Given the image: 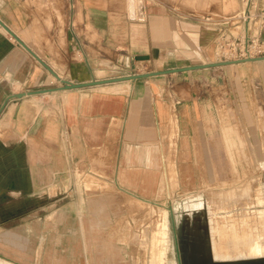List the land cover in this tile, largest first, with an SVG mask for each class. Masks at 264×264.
Wrapping results in <instances>:
<instances>
[{"label": "crops", "instance_id": "crops-1", "mask_svg": "<svg viewBox=\"0 0 264 264\" xmlns=\"http://www.w3.org/2000/svg\"><path fill=\"white\" fill-rule=\"evenodd\" d=\"M70 1L74 10L66 20L71 25L61 35L58 28L32 26L23 0H0V19L56 74L74 83L216 63L221 35L243 32L248 26L264 32V0ZM245 11L251 13L249 24L241 19ZM140 57L148 60H137ZM135 61L149 64L144 69L156 68L138 72L129 67ZM122 64L124 68L119 67ZM117 72L120 75H113ZM56 82L0 27V264H12L4 254L6 240L20 250L16 245L20 233L6 236V227L15 231L20 226L22 210L36 206L29 201L33 195L53 188L67 193L83 172L136 196L139 191L130 179L158 172L170 156L172 142L178 161L193 160L197 139L207 130L206 119L221 104L236 129H264V61L27 95L7 102L15 94L60 87ZM45 222L56 226L57 232L28 237L29 242L42 243L35 250V261L42 257L46 242L79 237L59 233L68 225L66 219ZM57 247L50 253L60 251V257H68L65 264H76L68 248ZM13 262L22 264L17 259Z\"/></svg>", "mask_w": 264, "mask_h": 264}, {"label": "rangeland", "instance_id": "rangeland-1", "mask_svg": "<svg viewBox=\"0 0 264 264\" xmlns=\"http://www.w3.org/2000/svg\"><path fill=\"white\" fill-rule=\"evenodd\" d=\"M23 1L29 6L35 28L46 26L49 31L58 28L61 35L71 25L66 20L71 15V1ZM78 19H82L80 10ZM59 39L64 48L61 36ZM144 64L147 63L135 61L129 67L138 72L156 68L144 69ZM217 109L206 119L207 130L201 131L197 139L199 145L192 161H178L180 156L171 140L170 156L159 165L158 172L149 171L148 177L130 179V185L139 191L136 193L139 198L117 189L107 179L83 172L74 178L75 188L67 193L53 188L50 193L33 195L29 201L36 202V208L22 210L20 226L15 231L6 227V236L12 237L15 232L21 238L20 244L15 243L20 250L12 246L10 239L6 240L4 254L11 261L6 260L12 264H16L15 259L22 264L57 261L65 264L68 257H60V251L50 253L58 244V250L69 249L70 256L73 255L70 260L74 259L76 264H179L178 251L182 264H192L188 243L190 222L185 214L191 202L200 200L206 203L208 221L210 217L216 229L224 231V247L232 255L236 256L237 246L243 247L249 240L264 243V129H236L231 116L224 112V104ZM195 212L200 211L189 214L203 216ZM56 217L66 219L68 224L61 227L60 234L79 237L63 243L46 242L42 257L35 261V250L42 243L27 239L36 234L56 233L57 227L45 222ZM50 254L58 258L52 259Z\"/></svg>", "mask_w": 264, "mask_h": 264}, {"label": "bare ground", "instance_id": "bare-ground-1", "mask_svg": "<svg viewBox=\"0 0 264 264\" xmlns=\"http://www.w3.org/2000/svg\"><path fill=\"white\" fill-rule=\"evenodd\" d=\"M187 211L185 216L189 217L190 222L188 243L192 264H246L248 261L249 264H264V243L249 240L243 247L235 248L238 251L236 256L224 247V231H218L210 217L208 221L205 201L191 202ZM190 211H200L195 213H202L203 216L200 217L195 213H193L195 215H190Z\"/></svg>", "mask_w": 264, "mask_h": 264}, {"label": "water", "instance_id": "water-1", "mask_svg": "<svg viewBox=\"0 0 264 264\" xmlns=\"http://www.w3.org/2000/svg\"><path fill=\"white\" fill-rule=\"evenodd\" d=\"M0 26L14 39L17 41L26 51H28L38 62H40L53 76L54 78L60 82V87H52L49 89L29 92V93H19L12 95L8 100L17 98L20 99L27 95H38V94H50L57 91L62 90H71V89H80V88H86V87H92V86H100V85H106V84H113V83H120V82H127V81H136L139 79H146L154 76H160V75H168L173 73H182V72H188V71H194V70H202V69H209V68H217V67H224V66H230L235 64H241V63H247V62H260L264 61V56L257 57V58H249V59H243V60H236V61H222V62H216V63H209L206 65H197V66H190V67H184V68H174L169 69L165 71H158V72H152V73H142V74H133V75H125L120 77H114V78H108V79H101V80H91L87 82H81V83H74L68 80L62 79L58 74H56L24 41H22L1 19H0ZM137 60H148V57H140ZM3 109V107H2ZM1 109V111H2ZM177 238V236H175ZM178 259L179 264H182L180 261V254L178 251ZM249 262V261H248ZM246 264H249V263ZM214 264V263H213ZM219 264V263H215Z\"/></svg>", "mask_w": 264, "mask_h": 264}, {"label": "built area", "instance_id": "built-area-1", "mask_svg": "<svg viewBox=\"0 0 264 264\" xmlns=\"http://www.w3.org/2000/svg\"><path fill=\"white\" fill-rule=\"evenodd\" d=\"M71 3V9H74L73 1ZM250 18V11H245L241 19L245 24H249ZM216 55L218 62L262 57L264 56V32L251 31L248 26L243 32L221 35Z\"/></svg>", "mask_w": 264, "mask_h": 264}]
</instances>
